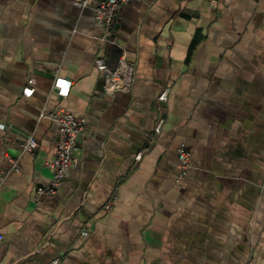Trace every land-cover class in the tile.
I'll list each match as a JSON object with an SVG mask.
<instances>
[{
	"label": "crops",
	"instance_id": "obj_1",
	"mask_svg": "<svg viewBox=\"0 0 264 264\" xmlns=\"http://www.w3.org/2000/svg\"><path fill=\"white\" fill-rule=\"evenodd\" d=\"M101 35L93 4L0 0V264H264V0H125ZM122 54L134 83L107 95L95 59ZM60 106L89 134L57 195L38 194L59 128L38 115ZM181 146L193 166L177 182Z\"/></svg>",
	"mask_w": 264,
	"mask_h": 264
},
{
	"label": "built area",
	"instance_id": "obj_2",
	"mask_svg": "<svg viewBox=\"0 0 264 264\" xmlns=\"http://www.w3.org/2000/svg\"><path fill=\"white\" fill-rule=\"evenodd\" d=\"M125 0H75V4L81 7L94 5L96 10V18L101 26V38L106 41L110 40L116 24V19L122 3ZM95 65L98 69L105 73V86L104 93L107 95H114L120 91H130L134 83L135 66L127 59L125 54L119 59L115 68H110L103 56H98L95 59ZM34 79L29 80V85L24 88L26 95H32L34 88ZM72 80L63 76H56L54 79L53 87L61 97L69 95L71 90ZM171 86H165L158 94V101L161 106H164L170 97ZM38 118H49L58 123V140L56 152L53 160L49 163L53 171L51 182L47 186H40L37 189L38 194H47L50 196L57 195L60 190L64 179L68 175L70 169L77 161L79 150V142L82 138L86 137L89 132L87 128V119L84 116H79L74 112L64 108L57 107L51 111L44 108L40 110ZM166 122L165 113L161 112L155 121L154 130L149 139V146L144 151L149 150L150 146L155 144L159 135L162 133ZM0 127L4 128L5 124L0 123ZM22 150L24 152H32L39 146V140L34 134L22 136ZM178 152V171L177 182L184 178L193 166V158L191 152L184 146L177 149ZM143 151L135 155V160L142 159ZM11 160V165L7 172L19 171L20 166L17 159L8 155ZM112 201L106 204V209L110 210ZM89 230L84 228L82 235L87 236ZM61 258L56 257L52 260V264H60Z\"/></svg>",
	"mask_w": 264,
	"mask_h": 264
}]
</instances>
